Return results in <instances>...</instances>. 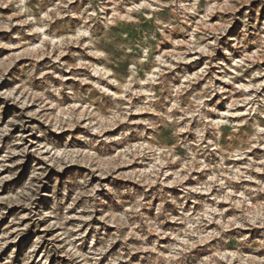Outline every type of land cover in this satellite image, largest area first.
<instances>
[{
  "label": "clouds",
  "instance_id": "1",
  "mask_svg": "<svg viewBox=\"0 0 264 264\" xmlns=\"http://www.w3.org/2000/svg\"><path fill=\"white\" fill-rule=\"evenodd\" d=\"M253 3L0 0V264H264Z\"/></svg>",
  "mask_w": 264,
  "mask_h": 264
},
{
  "label": "rangeland",
  "instance_id": "2",
  "mask_svg": "<svg viewBox=\"0 0 264 264\" xmlns=\"http://www.w3.org/2000/svg\"><path fill=\"white\" fill-rule=\"evenodd\" d=\"M252 7L257 8V10L260 11V13L262 15H264V8H260L255 3V0H254ZM119 39H120V37L116 36V40L119 41ZM17 63H20V61H18ZM2 70H3V67H2V65H0V71H2ZM16 71H17L16 68L13 67L9 71L8 75L12 76ZM8 86H10V83L8 82L7 79L5 80L4 84L0 85V87H8ZM0 103H4V101L0 100ZM16 111L17 110L15 109V106H10L8 104H4V111L2 113H0V118H2L3 121L6 122V120L8 118H10L12 115L16 114ZM18 131H19V128L17 127L16 129L13 130V135ZM9 142H10L9 137H5V140H4L5 146ZM3 150H4L3 148H0V153H2ZM29 164H30V159L26 160L23 165H17V168L20 169L18 175L16 177H14L12 180L5 181L2 188H0V194H8L9 192H14L15 189L20 186V184L26 178V172L28 171ZM11 171H14V169H5L3 173H0V175L9 174ZM0 208H5V206L0 204ZM23 211H27V210L21 209L20 206H16V205H14L12 208L7 209L6 215L3 218H0V233H3V231L7 228L10 220L13 217L22 214ZM28 222H29L28 220H24L21 222L20 226H23L24 224H27ZM13 227H17V226L13 225ZM33 227L34 226L29 227L25 231V233L20 237L19 240L13 241L12 243H9L7 245V247L3 250V252H0V260H2L13 248L16 249L17 256H19L22 251H26L27 247L30 246L31 241L34 238V235L40 234L39 232L33 233ZM15 235H16V233H13V236H15ZM43 247L44 246L42 245L41 249L38 250V254L40 251L43 250ZM50 264H52L51 261H50Z\"/></svg>",
  "mask_w": 264,
  "mask_h": 264
}]
</instances>
